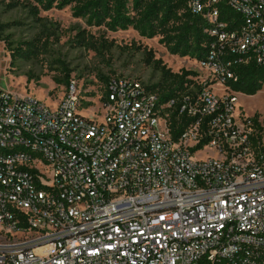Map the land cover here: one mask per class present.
I'll list each match as a JSON object with an SVG mask.
<instances>
[{
  "label": "built area",
  "instance_id": "1",
  "mask_svg": "<svg viewBox=\"0 0 264 264\" xmlns=\"http://www.w3.org/2000/svg\"><path fill=\"white\" fill-rule=\"evenodd\" d=\"M186 4L212 37L199 91L114 76L99 121L75 80L54 109L0 88V264H264V124L229 85L264 65V0Z\"/></svg>",
  "mask_w": 264,
  "mask_h": 264
},
{
  "label": "rangeland",
  "instance_id": "2",
  "mask_svg": "<svg viewBox=\"0 0 264 264\" xmlns=\"http://www.w3.org/2000/svg\"><path fill=\"white\" fill-rule=\"evenodd\" d=\"M3 2L0 88L16 96L34 97L54 109L69 82L75 80L81 97L80 112L101 121L105 113V84L100 77H130L145 86L161 83V71L147 62L148 53L174 74L194 72L199 82L207 76L194 58L171 55L160 36L149 39L133 29L110 32L105 27L90 26L85 19L74 17L71 6L41 11L35 19L29 11L31 1ZM25 44H31L35 50L23 57L18 48L25 49ZM10 50L15 53L12 55ZM221 89L222 86H216L217 92ZM245 96L237 95L235 117L256 116L264 124V86L257 95ZM262 137L264 143V132ZM210 153L203 152L200 157Z\"/></svg>",
  "mask_w": 264,
  "mask_h": 264
},
{
  "label": "trees",
  "instance_id": "3",
  "mask_svg": "<svg viewBox=\"0 0 264 264\" xmlns=\"http://www.w3.org/2000/svg\"><path fill=\"white\" fill-rule=\"evenodd\" d=\"M3 1L0 0V5L4 3ZM29 1L33 3L29 4V11L35 19H38L41 11L71 6L74 17L85 19L90 26L105 27L110 32L133 29L140 36L149 39L160 36L161 43L171 55L194 58L196 62L205 59L212 43V37L205 32L208 23L201 16H196L188 10L186 0ZM3 29L4 26L0 24V41H3ZM18 50L20 56L26 57L33 53L35 48L31 44H25V49L18 48ZM10 51L12 55L15 53L13 50ZM147 62H152L161 71V83L147 87L158 93L163 102L201 89L194 72L174 74L165 68L161 60H155L151 53H148ZM234 71L238 80L229 84L234 92L255 96L263 89L264 65L255 59L235 66ZM69 76L68 72L66 78L68 79ZM100 79L106 86L109 78L102 76ZM254 118L255 121L258 120L256 116ZM177 126L174 123V138H177L184 129L183 125H179L176 129Z\"/></svg>",
  "mask_w": 264,
  "mask_h": 264
},
{
  "label": "bare ground",
  "instance_id": "4",
  "mask_svg": "<svg viewBox=\"0 0 264 264\" xmlns=\"http://www.w3.org/2000/svg\"><path fill=\"white\" fill-rule=\"evenodd\" d=\"M246 97V96H245Z\"/></svg>",
  "mask_w": 264,
  "mask_h": 264
}]
</instances>
